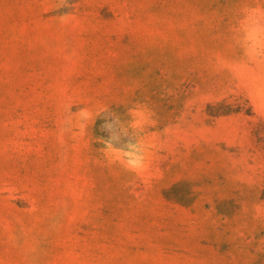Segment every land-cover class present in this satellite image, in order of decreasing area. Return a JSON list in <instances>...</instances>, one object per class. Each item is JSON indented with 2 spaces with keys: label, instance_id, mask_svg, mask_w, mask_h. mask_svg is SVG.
I'll return each instance as SVG.
<instances>
[{
  "label": "rangeland",
  "instance_id": "1",
  "mask_svg": "<svg viewBox=\"0 0 264 264\" xmlns=\"http://www.w3.org/2000/svg\"><path fill=\"white\" fill-rule=\"evenodd\" d=\"M0 264H264V0H0Z\"/></svg>",
  "mask_w": 264,
  "mask_h": 264
}]
</instances>
